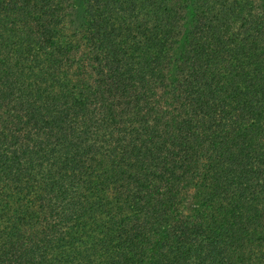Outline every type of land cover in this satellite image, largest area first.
Here are the masks:
<instances>
[{
	"label": "trees",
	"instance_id": "obj_1",
	"mask_svg": "<svg viewBox=\"0 0 264 264\" xmlns=\"http://www.w3.org/2000/svg\"><path fill=\"white\" fill-rule=\"evenodd\" d=\"M0 264H264L260 0H0Z\"/></svg>",
	"mask_w": 264,
	"mask_h": 264
},
{
	"label": "rangeland",
	"instance_id": "obj_2",
	"mask_svg": "<svg viewBox=\"0 0 264 264\" xmlns=\"http://www.w3.org/2000/svg\"><path fill=\"white\" fill-rule=\"evenodd\" d=\"M262 7L264 8V0H260Z\"/></svg>",
	"mask_w": 264,
	"mask_h": 264
}]
</instances>
